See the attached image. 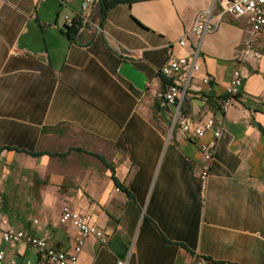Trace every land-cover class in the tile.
Returning <instances> with one entry per match:
<instances>
[{"label":"crops","instance_id":"0c3cea01","mask_svg":"<svg viewBox=\"0 0 264 264\" xmlns=\"http://www.w3.org/2000/svg\"><path fill=\"white\" fill-rule=\"evenodd\" d=\"M84 1L0 0V221L71 252L79 231L62 209L90 213L108 244L88 238L77 264H264V30L252 39L262 58L243 60L247 16L226 17L202 42L192 32L214 0H122L105 17L91 0L102 30L68 35ZM198 45L184 131L160 106L159 71ZM127 60L145 90L120 74ZM236 69L242 91L222 113ZM211 119L198 140L193 128ZM215 131L204 188L199 145ZM0 250L3 264H45L1 235Z\"/></svg>","mask_w":264,"mask_h":264},{"label":"built area","instance_id":"2783aa9c","mask_svg":"<svg viewBox=\"0 0 264 264\" xmlns=\"http://www.w3.org/2000/svg\"><path fill=\"white\" fill-rule=\"evenodd\" d=\"M220 7L217 9V3ZM91 0H85L76 19L66 18V28L78 27L79 32L101 31L102 27L93 19L90 10ZM228 16H247L250 23V38L244 43L243 60L248 56H255L261 59L263 54L258 51L252 39L264 30V0H214L208 9L197 14L192 32L197 35L202 42L204 37L216 31L221 22ZM180 46H186V37L179 41ZM200 45L195 46L191 57L170 55L168 61L161 67L159 73L167 82L164 91L160 95L159 103L161 108L173 107V123H179L184 131H190L192 127L186 121L183 111V103L186 99L189 83L196 73L201 70ZM205 84L210 83L209 77H204ZM243 87V77L240 69H236L233 77L226 89L224 98L221 100L220 111L226 113L233 105L235 98L240 94ZM214 120H209L204 126H196L193 131L201 140L206 133L212 131ZM221 136L220 131L213 132V140L209 143H201L200 151L204 159V165L200 174L203 187L210 176L212 165L215 161L217 143ZM38 221H34L37 223ZM60 222L72 223L79 231V237L73 251L63 252L57 250L48 239L36 235L25 233L16 229L4 219L0 221V235L5 243L18 244L25 243L32 248L40 262L45 264H77L78 256L84 249L88 238L98 239L101 244H108V235L100 229L94 222L90 213L72 210L69 206L62 209ZM5 259V251L0 250V264ZM15 260L12 261V264ZM30 264V262H28ZM117 264H128L126 260H119ZM175 264H193L192 262Z\"/></svg>","mask_w":264,"mask_h":264},{"label":"water","instance_id":"95a60500","mask_svg":"<svg viewBox=\"0 0 264 264\" xmlns=\"http://www.w3.org/2000/svg\"><path fill=\"white\" fill-rule=\"evenodd\" d=\"M79 32L78 27H73L71 33L76 35ZM120 74L128 79L129 81L133 82L135 86L140 90H145L147 77L143 72H141L138 68H136L130 61H124L121 68ZM117 237L113 238L111 241L112 246L117 241Z\"/></svg>","mask_w":264,"mask_h":264},{"label":"trees","instance_id":"16d2710c","mask_svg":"<svg viewBox=\"0 0 264 264\" xmlns=\"http://www.w3.org/2000/svg\"><path fill=\"white\" fill-rule=\"evenodd\" d=\"M120 2H122V0H100L102 16L105 17V15L107 14L108 10L110 8L114 7L116 4H118ZM93 19H94V17H93ZM96 22H98V21H96ZM66 29H67V34L70 35L72 28H66ZM164 80H165V82H167V80L165 78H164Z\"/></svg>","mask_w":264,"mask_h":264}]
</instances>
